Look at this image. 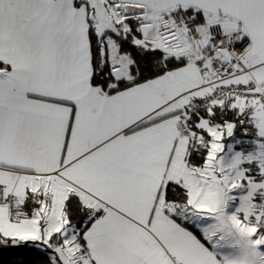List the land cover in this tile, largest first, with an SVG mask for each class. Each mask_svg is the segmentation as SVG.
Listing matches in <instances>:
<instances>
[{
    "label": "crops",
    "instance_id": "crops-1",
    "mask_svg": "<svg viewBox=\"0 0 264 264\" xmlns=\"http://www.w3.org/2000/svg\"><path fill=\"white\" fill-rule=\"evenodd\" d=\"M108 1L124 5L129 15L135 9L162 18L190 13L200 28L240 21L252 42V72L237 82L264 86V0ZM77 3L0 0V194L14 195L22 204L31 195L46 225L55 211L66 220L63 205L69 197L99 212L83 236L89 264H264L244 231L264 233L254 229L251 217L259 204L262 169L258 114L238 103L224 105L251 126L253 141L235 140L231 123L211 126L193 115L189 125L206 152L200 167L190 161L195 153L178 132L180 117L208 94L203 79L222 57L207 51L205 41L201 50L189 45L182 55L162 52L176 60L206 52L212 57L107 94L91 84L89 11ZM112 46L117 52L113 42L102 40L108 60ZM127 78L118 80L128 84ZM166 185L185 191L186 206L165 203ZM226 204L216 224L195 218L216 215ZM33 220L22 217L10 225L0 207V234L7 238L1 230L11 228L7 239L29 235L31 243L44 244L35 240L44 229ZM227 223L249 239L255 261L212 255L226 250L214 245Z\"/></svg>",
    "mask_w": 264,
    "mask_h": 264
},
{
    "label": "trees",
    "instance_id": "trees-1",
    "mask_svg": "<svg viewBox=\"0 0 264 264\" xmlns=\"http://www.w3.org/2000/svg\"><path fill=\"white\" fill-rule=\"evenodd\" d=\"M101 1L107 9L111 21L113 22L112 15L117 17H127L124 23L127 24L129 29L128 34L124 35L121 33L120 38L111 36L108 37L115 44L117 54L126 56L130 62V66L127 70V76L130 78V83L123 84L122 81L112 77L110 73L109 60L102 54V40L100 43L97 42L93 23L89 19L93 67L91 84L94 87L100 88L105 93L114 94L117 91L126 89L130 86L154 80L163 76L167 72L183 68L207 54H209V57H212L211 53L206 52L204 55H198L189 59L183 57L176 60L169 54L139 47L134 43L142 40V22L138 19V17L125 14L124 11L126 7L124 5H120V3H112L108 0ZM77 5L84 6L88 11L86 1L77 3ZM189 14L190 13H175L165 16L163 19H171L177 25L181 23H188L191 28L198 26L200 24L198 17H194L195 15L192 16ZM115 27L119 30L120 25L115 24ZM217 67H219V64H217L214 69ZM196 114L199 115V117L206 119L211 126L223 125L225 123L233 124L234 131L232 136L235 140H255L256 133L251 126L248 125L242 116H239L235 111L229 110L227 106L214 107L210 110L198 108ZM194 153L195 156L193 155L190 158V161H192L197 167L202 166L206 156L205 149L197 148ZM196 155L198 158L195 160ZM162 198L167 204H174L178 206H186L187 204L186 193L179 186L166 185L163 189ZM38 208L36 200L32 199V196L29 195L23 203V217H32ZM63 214L67 221V225L73 228L79 244L84 248V250H86L83 236L92 224L99 218L100 213H94L90 209L84 207L77 198L69 197L63 205ZM181 225L194 233L196 237L198 236L196 231H194L193 228L185 222ZM60 245L61 239L57 234L50 236L47 245L33 243L16 244L13 240L4 238L0 234V264H60L56 257L53 258V249L60 247ZM39 246L42 247L43 250L38 248Z\"/></svg>",
    "mask_w": 264,
    "mask_h": 264
},
{
    "label": "rangeland",
    "instance_id": "rangeland-1",
    "mask_svg": "<svg viewBox=\"0 0 264 264\" xmlns=\"http://www.w3.org/2000/svg\"><path fill=\"white\" fill-rule=\"evenodd\" d=\"M85 1L86 0H79V2L81 3ZM128 12L130 13V15L138 17V19L142 22V40L134 42L139 47L148 48L151 50H156V51H161V52H167V53L171 52L174 55L176 54L182 55L183 53H186V51L189 48V45H192V47H194L195 50H198V49L201 50L205 46L203 43L204 42L203 36L206 32V28H200L198 26L191 28L188 23H181L179 25H176L172 21H166L159 15L149 14L143 10L138 11L135 9L132 12L131 11H128ZM126 19L127 17H124V16L117 17V16L112 15V20L114 24L120 25L119 31L120 33L124 35H127L129 31L127 24L124 23ZM108 37L110 36H106L102 40L108 39L109 42H112L110 38ZM129 63L130 62H128V58L118 55L115 47L112 46V51L110 52V56H109V67L112 69H118L117 73H115L114 76H112L114 79H124L125 78L128 80L127 67ZM220 63L221 61L219 62V64ZM251 72H252V69H251ZM261 86L264 88L263 85ZM203 101L204 99L197 106L190 108L188 110H191V109L198 110V108L202 106ZM251 108L254 109L253 107ZM210 109H207V110H210ZM197 110L195 111L197 112ZM187 111H185V113ZM196 112L193 115H195ZM181 117H180V120H181ZM190 122H191V119L189 123ZM180 124L181 122H179L178 132H179V135L181 136ZM188 127L191 129L190 125H188ZM38 206H40V204ZM42 206L48 207L47 204H43ZM227 209H228V205L226 204L224 206V209H221L220 211H218L216 215L208 216L207 213L205 212L195 218L201 219L199 217H202L203 219H206L209 217V220H205V223H210L211 225L216 224L218 221H220L219 220L220 218H224V214L226 213ZM252 210H253L252 211L253 215L251 217H253V220H254V223H253L254 229L256 231L262 232V230L257 229L255 226V219L257 216L258 205H253ZM58 213H59L58 211H55L54 215H52L53 216L52 220H50L48 224L46 225L44 219L42 218L43 214L39 213V211L34 212L33 217H35V220H33V222L36 223L39 229L40 227L41 229L42 228L44 229L43 237L37 236L35 240L39 238L40 242H43V243L45 242L44 244L41 243V245H47L48 244L47 240L48 238H50L49 236H51L49 234H52V233L57 234L59 235V238L61 239V245L60 247L53 249L54 251L53 258L56 257L60 264H89L87 260V256H86L87 251L84 250V248L79 244L75 234L72 233L73 228L67 225V221L66 220L62 221V218H58ZM6 215H7V212H6ZM18 221L15 223H11V222L9 223L7 220V222L10 225H15L16 223H18ZM244 231L248 235H250L251 240L253 241V244L255 245L256 251L259 250L260 257H263V260L259 259V262L264 263V239H263L264 233L262 232V233L256 234V232H251L249 229L247 230L244 229ZM1 232L5 237L9 238L11 236L12 229L10 228L8 233L2 230ZM256 236H260V239H256ZM224 239H226L225 242H224ZM215 240H216L215 245H214L215 249H218V248L226 249L225 251H222V252L214 251L212 255L214 254L215 257H219L223 260L224 259L225 260L240 259V260L255 261V255L253 252L254 247L250 248L248 246V244L250 243L249 239L243 236L239 232V230H236L235 228H232L231 226H229L228 223H227V226L224 228V230L220 229L219 240H218V237ZM14 242L16 244H24V243H31L32 241L29 240V235H24L19 239H15ZM38 248L43 250V248L40 246Z\"/></svg>",
    "mask_w": 264,
    "mask_h": 264
},
{
    "label": "built area",
    "instance_id": "built-area-1",
    "mask_svg": "<svg viewBox=\"0 0 264 264\" xmlns=\"http://www.w3.org/2000/svg\"><path fill=\"white\" fill-rule=\"evenodd\" d=\"M206 50L222 57L220 66L203 79L209 91L200 108L223 107L227 103H238L253 107L262 121L263 129L256 141L257 151L262 165L260 191L255 226L264 231V88L256 83H239V79L251 76L248 59L252 42L247 37L243 25L238 20L216 21L209 24L203 36ZM118 69L110 68L114 76ZM197 109L188 110L181 117V137L188 142V152L194 153L202 142L201 135L192 131L188 125ZM0 207L6 209L7 220L15 223L23 217V204L14 195L0 194ZM260 239V236H256ZM259 242V241H257ZM262 242V241H261ZM260 253L259 250H257ZM263 260V257L262 259Z\"/></svg>",
    "mask_w": 264,
    "mask_h": 264
},
{
    "label": "water",
    "instance_id": "water-1",
    "mask_svg": "<svg viewBox=\"0 0 264 264\" xmlns=\"http://www.w3.org/2000/svg\"><path fill=\"white\" fill-rule=\"evenodd\" d=\"M89 18L94 24V33L98 43L106 36L120 38L121 33L109 18L107 9L101 0H86Z\"/></svg>",
    "mask_w": 264,
    "mask_h": 264
},
{
    "label": "bare ground",
    "instance_id": "bare-ground-1",
    "mask_svg": "<svg viewBox=\"0 0 264 264\" xmlns=\"http://www.w3.org/2000/svg\"><path fill=\"white\" fill-rule=\"evenodd\" d=\"M258 256L260 257V254L258 253ZM262 257H260L259 259H261Z\"/></svg>",
    "mask_w": 264,
    "mask_h": 264
}]
</instances>
